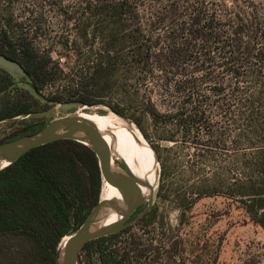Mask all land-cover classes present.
Wrapping results in <instances>:
<instances>
[{
	"label": "trees",
	"instance_id": "obj_1",
	"mask_svg": "<svg viewBox=\"0 0 264 264\" xmlns=\"http://www.w3.org/2000/svg\"><path fill=\"white\" fill-rule=\"evenodd\" d=\"M207 1L152 0L150 13L142 17L136 6L132 11L124 0H89L85 6L89 21L82 36L87 38L91 28V42L99 39L100 47L86 60V74L75 88L51 93L41 103L29 86H19L11 73L0 67V122L22 118L21 126L0 143L39 131L48 122L29 118L50 104L93 106L102 102L92 96L100 88L105 90L103 94L109 92L111 77L116 76L117 92L125 95V78L118 77L117 69L134 74L135 85L144 84L147 90L135 109L126 111L133 106L132 100H125V106L109 104L110 109L133 122L145 139V116L156 126H173L182 138L192 129L207 131L206 138H210L213 130H209L212 125L205 114L210 110L206 108L231 114L238 107L251 132L246 140L254 138L262 147L249 168L241 164L240 170L253 177L246 184L238 182L230 201L264 228V20L259 22L264 13L252 8L248 13L232 12L224 0L215 7ZM0 53L22 65L37 92L47 84L49 60L38 56L31 41L0 30ZM245 78L249 79L243 91L246 98L235 104L231 97L238 96V83ZM212 97L228 98L220 101ZM101 187L95 153L70 139L37 146L1 169L0 264H56L59 242L82 224L100 200ZM185 202L179 224L188 219L184 211L187 203L196 201ZM158 217L151 209L134 225L88 241L78 264L145 263L153 248L142 247L135 234L124 239L120 236L138 225L145 228ZM156 254L155 259L159 250Z\"/></svg>",
	"mask_w": 264,
	"mask_h": 264
},
{
	"label": "rangeland",
	"instance_id": "obj_2",
	"mask_svg": "<svg viewBox=\"0 0 264 264\" xmlns=\"http://www.w3.org/2000/svg\"><path fill=\"white\" fill-rule=\"evenodd\" d=\"M88 1L0 0V30H6L13 38L31 41L38 56L49 60L46 69L48 82L35 93L41 103H45L51 93H66L75 88L86 74V60L99 50V39L91 42V28L87 38L82 36L89 21L85 10ZM124 1L132 11L136 6L142 17L150 13L152 0ZM221 2L207 1L212 7ZM224 4L232 12L248 13L252 8L253 12L264 13V0H224ZM263 20L262 17L259 22ZM117 74L122 81L125 78V95L117 92L118 82L114 76L109 82V92L103 94L105 90L100 88L92 96L102 102L93 106L75 102L50 104L47 110L29 119L42 124L78 111L106 114L111 112L109 104L125 106V100L133 101V106L126 111L135 109L142 95H146L147 88L144 84L135 85L132 73L122 74L117 69ZM11 75L19 86L27 87V78ZM248 80L241 79L238 83V96L231 97L235 104L246 98L243 91L249 86ZM137 90L139 94L135 95ZM154 98L159 99L157 95ZM226 98L212 97V100L225 101ZM206 110H210L205 116L211 121L209 130H213L209 133L210 138H206L207 131L196 129L182 138L171 125L156 126L146 116L142 120L148 137L144 139L154 150L151 151L156 163L149 176L146 195L153 188L152 209L160 217L145 228L138 225L129 234L120 236L124 239L135 234L142 247L153 248L143 260L145 263L140 264H264V228L254 224L243 207L230 201L238 182L246 184L253 177L248 171L242 172L240 167L249 168L262 145L254 138L246 140V135L250 136L251 132L245 126V120H241L238 107L231 114L217 111L219 108L214 111L207 107ZM21 119L0 122V140L18 129ZM124 124L129 130L142 134L130 120ZM191 199L196 202L187 203L189 207L184 211L188 219L179 224L181 205ZM157 250L159 258L155 259Z\"/></svg>",
	"mask_w": 264,
	"mask_h": 264
},
{
	"label": "water",
	"instance_id": "obj_3",
	"mask_svg": "<svg viewBox=\"0 0 264 264\" xmlns=\"http://www.w3.org/2000/svg\"><path fill=\"white\" fill-rule=\"evenodd\" d=\"M0 67L18 77L27 78L26 71L18 61L1 53ZM25 83L37 93L36 88L29 81ZM111 112L128 121L114 111ZM60 139H70L88 146L98 159L102 181L110 183L121 196L120 202L100 199L82 224L59 242L55 252L56 264H78L79 253L85 243L102 236L116 234L134 225L151 211L154 191L150 188L148 195L144 193L142 188L147 186L145 182L138 179L127 163L113 152L105 140V134L92 121L77 112L54 118L35 133L1 142L0 170L31 149ZM143 204H145L144 208L132 217ZM108 213L116 214L117 219L113 223L102 224L101 216Z\"/></svg>",
	"mask_w": 264,
	"mask_h": 264
},
{
	"label": "bare ground",
	"instance_id": "obj_4",
	"mask_svg": "<svg viewBox=\"0 0 264 264\" xmlns=\"http://www.w3.org/2000/svg\"><path fill=\"white\" fill-rule=\"evenodd\" d=\"M77 113L92 121L105 134V140L113 152L127 163L138 179L145 182L147 186L143 187L142 190L147 194L149 176L153 173L156 163L152 155V149L145 139L132 129L126 128L125 120L112 112L100 114L78 111ZM100 199L102 201L115 200L120 202L121 196L110 183L103 180ZM116 219L117 215L114 213L103 214L101 223L110 224Z\"/></svg>",
	"mask_w": 264,
	"mask_h": 264
},
{
	"label": "flooded vegetation",
	"instance_id": "obj_5",
	"mask_svg": "<svg viewBox=\"0 0 264 264\" xmlns=\"http://www.w3.org/2000/svg\"><path fill=\"white\" fill-rule=\"evenodd\" d=\"M25 79V78H24ZM28 79V78H27Z\"/></svg>",
	"mask_w": 264,
	"mask_h": 264
}]
</instances>
